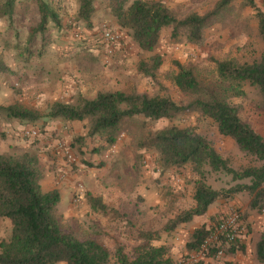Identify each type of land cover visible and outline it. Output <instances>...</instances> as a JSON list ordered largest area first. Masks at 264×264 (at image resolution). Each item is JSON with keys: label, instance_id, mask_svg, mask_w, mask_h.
I'll list each match as a JSON object with an SVG mask.
<instances>
[{"label": "rangeland", "instance_id": "1", "mask_svg": "<svg viewBox=\"0 0 264 264\" xmlns=\"http://www.w3.org/2000/svg\"><path fill=\"white\" fill-rule=\"evenodd\" d=\"M45 1L54 10L59 24L49 21L44 34V48L39 34L30 45L26 42L30 28L36 26L40 19L35 0H15L11 22L0 17V56L10 69L9 73L0 76V154L19 156L25 152L36 155L33 152H37L43 155L45 163L61 160L63 169L58 172H55L57 168L54 163L56 169L53 170L52 176L56 185L62 184L69 175L75 174L78 175L76 185H79L83 197L86 192H95L96 189L101 190L100 188L105 187L104 192L109 195L122 193L130 197V201L125 205L135 209L132 220L143 218L144 214L155 213L158 217L143 221L144 225L149 224L148 227H136L133 238L125 236L122 237L125 241H121L113 237L109 231L115 223L113 221L115 215L111 214L113 209H108L110 215L104 214L100 218L93 214L91 218L70 220L62 215L63 203L58 205V211L63 217V225L68 226V229L80 238L90 235L99 243H103L112 254L111 264H116L114 253L117 246L123 243L121 246L123 251L131 256L134 248L141 244L137 243L138 240H142L139 237L142 231L139 230L154 228L160 231L178 213L191 207L194 183L199 179L191 165L163 170L156 161L154 151L137 148L136 141L140 135L171 124L179 127L192 126L211 140L220 154L230 159L233 168L260 166L261 162L251 155L244 154L230 138L218 133L211 119L198 113H188L172 122L164 119L153 123L146 121L125 123L113 148H107L99 153L96 149L100 145L99 140H86L84 144L77 141V138H81L88 129L89 118L78 122V132L70 139L62 134L67 128L63 126V129L61 128V124L57 122L59 119L51 121L40 119L35 123H26L9 118L1 108L20 104L44 115L48 107L56 101L74 104L79 97L91 99L98 91L167 95L185 104L188 98L174 84L176 67L173 62L178 61L192 68L202 81L209 82L215 76V61L229 58H235L240 62L258 60L264 51V44L258 35L254 9L247 6L244 0H233L226 9L221 10L215 23L206 30L201 46L188 43L184 36L173 40L170 37L171 28H165L160 33L155 51L142 52L134 45L128 34L123 32L122 44L116 47L113 55L109 56L104 54L102 48L96 46V42L102 28L118 29L116 19L112 15V7L119 0H96L90 22L91 28L76 18L79 0ZM219 1L185 0L182 3H173L171 10L178 18H184L190 13L203 15L212 11ZM253 2L264 12V0H253ZM2 4L3 0H0V6ZM27 47L30 52L25 51ZM154 54L161 55L163 62L153 80L138 73L137 66L141 60H148ZM245 91L247 94L245 98H232L231 102L239 107L241 118L264 137V111L259 107L263 103V98L257 87L246 85ZM28 129L37 130L38 137L25 136L24 133ZM58 129H62V132L60 133ZM57 140H63L70 148L76 159L75 163H68L57 151L49 152L51 149H56ZM85 153L91 157L95 155L97 158L92 160L91 157L84 155ZM103 157L106 159L105 162L101 160ZM87 162L91 165H87ZM42 168H45L44 164ZM204 180L217 190L248 182V180L232 182L230 176L215 172L207 173ZM103 183H106V186ZM76 193L77 191H74L72 195L75 196ZM77 205L83 210L81 204ZM220 205L224 211L218 213L220 216L233 211L247 215L244 223L248 224L249 229H245V235L242 236L243 239H248L249 248L244 256H248V260L253 264H258L254 256V246L260 234L264 232V223L261 222V225L253 228L251 227L253 222L247 223V221L248 217H261L264 211L260 213L250 209L247 193L237 194L233 199L224 201ZM213 208H218V205L215 203L209 207V209ZM217 215L215 218H218ZM205 218L206 215L197 216L185 226L191 228ZM257 220L260 221L259 218ZM119 221L122 223L127 220L119 219ZM104 222L105 227L102 226ZM180 227L181 225L177 229ZM5 234V227L2 224L0 241L7 238ZM183 248L185 249V245L184 247L182 245V250ZM190 254L189 252L186 255L181 254L177 264H181V261Z\"/></svg>", "mask_w": 264, "mask_h": 264}, {"label": "trees", "instance_id": "2", "mask_svg": "<svg viewBox=\"0 0 264 264\" xmlns=\"http://www.w3.org/2000/svg\"><path fill=\"white\" fill-rule=\"evenodd\" d=\"M95 1L79 0L76 18L89 28ZM232 1L220 0L212 11L203 15L190 13L178 18L160 0H119L112 7V15L118 26L115 31L126 32L140 51L150 53L155 51L160 33L165 28H171V39L184 36L188 43L201 46L206 30ZM244 1L255 11L258 35L264 44V12L254 5L253 0ZM35 2L40 19L36 26L30 28L26 42L30 45L39 34L44 48V34L49 21L56 25L59 21L45 0ZM14 4L15 0H3L0 17L11 22ZM162 62V56L154 54L138 63L137 72L154 80ZM173 64L176 67L174 84L188 98L185 104L167 95L98 91L93 98L79 97L74 104L56 101L44 115L20 104L1 108L9 118L26 123L40 119L75 122L89 118L88 129L77 141L84 144L86 140H99L100 145L96 148L99 153L113 148L125 123H153L164 119L172 122L188 113H198L211 119L218 133L230 138L244 154L261 162L260 166L233 168L230 159L220 154L212 141L192 126L171 124L140 135L136 141L137 148L154 151L163 170L191 165L199 179L194 183L191 207L178 213L160 231L140 232L139 237L144 243L135 247L131 256L123 251V247L117 246L114 253L116 264H175L165 246L154 247L150 242L159 240L162 232L171 234L180 225L205 215L211 205L221 200L229 201L237 194H249L250 209L260 213L264 211V137L241 118L239 107L231 102L232 98H245V87L250 85L259 89L263 98L259 107L264 111V51L258 60L252 62H240L235 58L215 61V76L209 82L202 81L192 68L178 61ZM9 72L0 56V76ZM212 172L226 174L232 182H248L213 189L204 180L206 174ZM42 177L43 171L36 155L28 152L19 156L0 154V220L8 219L11 224L10 235L0 241V264H111L112 254L104 245L90 235L80 238L63 225V217L58 211L60 193L57 189L43 191L40 185ZM85 199L93 211H108L100 197L86 192ZM246 218V214H241V235L249 229L244 223ZM219 219L211 217L209 225L202 224L193 231L185 244L187 252L199 250ZM245 248L244 239L240 238L224 249V255L245 252ZM216 252L211 250L207 255L213 257ZM254 256L258 264H264V232L255 243Z\"/></svg>", "mask_w": 264, "mask_h": 264}, {"label": "crops", "instance_id": "3", "mask_svg": "<svg viewBox=\"0 0 264 264\" xmlns=\"http://www.w3.org/2000/svg\"><path fill=\"white\" fill-rule=\"evenodd\" d=\"M160 1L165 3L166 6L169 9H172V7H173L172 4L173 3L174 4L179 3V2L182 3V1H185V0H160ZM57 122H59L61 124L60 125L61 128H62V126H63V128H67L66 129L67 134H66V132L62 133L63 135H66L65 137H67V138L71 139L74 136V134H76L78 132L77 131V127H78V122L79 121L64 122L61 119H59V120H57ZM47 129H48V127H47ZM62 129L61 130L58 129L60 131V133L62 132ZM52 151L56 152V149L55 150H52V149L49 150V152H52ZM33 153H35L37 155V157L39 159V162H40V165H41V168H42L43 164L45 166V168H42L43 169L42 171L44 172V175H43V178H42L41 183H40L41 188H42V190H45V191H48V190H51V189H57L59 191L60 196H61L59 204L63 203V206H62L63 207L62 208L63 213H62V215H63L64 218H67V219H70V220H73V219L74 220H83V219H86V218H91V216L93 214L97 215L98 218H100L104 214L105 215L109 214V212L107 211L106 213H100L101 215H99V213H97V212L91 210V208H89L90 206L88 205L86 199H84L85 196L84 197L81 196V192L79 191V188H78L79 185L78 186L76 185V184H78V175H75V174L69 175L68 178L62 184L56 185V182L53 180L54 178H53L52 175H53V172H54L53 170H55L56 168L57 169L55 170V172H58L61 169H63L62 168L63 163L61 162V160L60 161L57 160V161H54V162L53 161L52 162L48 161L47 163H45L44 162L45 159H43V155H40L37 152H33ZM84 155H87V156L91 157L90 155H88L86 153ZM91 158L93 160V159H96L97 156L94 155ZM91 158H88V159H91ZM101 160L104 161V162L106 161V159L104 157L101 158ZM91 162H93V161H91ZM54 163L56 165V168L54 167ZM103 165L104 164H101V166H103ZM106 166H108V163H106ZM102 181H103V179H102ZM54 182H55V184H54ZM105 184L103 183L104 186H106ZM99 186H100V184H99ZM48 187H51V188L47 189ZM100 189L101 190H97L96 189L95 192L93 191L94 193L91 192V194L93 196H95V197H100L102 199L103 203L107 206V208L109 210L113 209L111 214L115 215V218L113 219V221L115 222L114 223L115 226L113 224V227H110L109 231L111 232L110 234L113 237H117L121 241H125L124 240L125 238H122V237H125V236H129V238H133V236H134V234L136 232L135 231L136 227H139V228L148 227L149 224L144 225L143 221H145L147 219H151V217H158L157 215H155V213H149L147 215L144 214L143 218L138 217V220H140L141 222L136 220V219L132 220V215H133L132 213H135V209L134 208L131 209L129 206L125 205V204H127V202L130 201V197L128 195L122 194V193H115V194H112V195L110 194L109 195V193L104 192L105 191V187H103V189L102 188H100ZM74 191H77L75 196L72 195L74 193ZM101 191H103V192H101ZM73 200L75 202H77V203H75ZM139 200H141V199H139ZM223 202L224 201H219V202L216 203V205H218V208L208 209L207 213L205 214L206 215L205 220L196 223V225L192 226L191 228H187L185 226V224H183V225H181L180 228L176 229L171 234H167V233L162 232L161 233V238L159 240H155V241H151L150 242L151 246H154V247L165 246L166 248H168V255L175 262V264H177L181 254H184V255L188 254V252L184 248L182 250V245L184 247L187 239L189 238V236L193 233V231L196 228H198L202 224L209 225L211 217H216V215L218 213H220V212L223 213L224 212L222 206L220 205ZM78 203L81 204L83 210H80V207L77 205ZM219 205H220V207H219ZM150 207H151V204H150ZM150 207H149V209H150ZM226 214H223L222 216H220V214H218L217 217L219 219V218L225 216ZM159 217H161V216H159ZM134 218H136V216H134ZM258 218H259L260 221L257 220ZM119 219L121 221H122V219L127 220V221L120 223ZM103 221H105V220H103ZM263 221H264V214H262L261 217L258 216L256 218L253 217V216L252 217H248L247 223H252L253 222V224H251V227L254 228L256 225H261V222L263 224L264 223ZM2 224L5 227V232H6L5 236L8 237L9 234H10V228H11L10 221H7L6 219L0 220V225H2ZM127 224H129V225H127ZM102 226L105 227L106 223L105 222H104V224L102 223ZM139 231H151V232H153V231H158V229H154V228H153V230H143V229H141ZM98 234H99V232H98ZM162 234H165V235L162 236ZM5 236H3V237H5ZM242 239H243V236H242ZM245 239H244V243H245V246H246L245 252L238 251V252H236L233 255H224L223 257L218 258V259H215L213 257H206V258L202 259L200 264H253V262L251 260L250 261L248 260V258H247L248 256H244V254H246V251H248V248H249L248 239H246V240ZM137 243H141L142 244V243H144V241L143 240H138ZM101 244L104 245L103 243H101ZM122 244H120V245L122 246ZM191 254H193V253H191ZM59 264H65V263H59Z\"/></svg>", "mask_w": 264, "mask_h": 264}, {"label": "built area", "instance_id": "4", "mask_svg": "<svg viewBox=\"0 0 264 264\" xmlns=\"http://www.w3.org/2000/svg\"><path fill=\"white\" fill-rule=\"evenodd\" d=\"M122 42L123 34L121 32L104 27L101 29V34L96 42V46L102 48L104 54L111 56L115 52L116 47ZM24 135L29 138H36L39 132L35 129H28L25 131ZM57 141V145L55 146L56 151L59 152L68 163H75L76 159L66 143L63 140ZM63 175L64 173L61 174V177ZM240 217L241 213L239 211H233L221 217L217 223L213 224L212 230L199 250L190 254L181 261V264H200L203 258L209 257L207 254H209L211 250L217 251L213 258L218 259L223 257L224 249L235 243L237 239L242 238L240 234Z\"/></svg>", "mask_w": 264, "mask_h": 264}]
</instances>
